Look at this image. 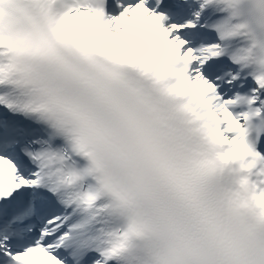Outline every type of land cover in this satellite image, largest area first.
I'll return each instance as SVG.
<instances>
[{"label": "snow or ice", "instance_id": "1", "mask_svg": "<svg viewBox=\"0 0 264 264\" xmlns=\"http://www.w3.org/2000/svg\"><path fill=\"white\" fill-rule=\"evenodd\" d=\"M162 2L0 0V264H116L81 157L129 96L157 110V97L182 102L198 120L206 108L225 158L264 164V130L247 138L238 92L218 91L238 78L206 71L218 43L189 46L180 33L196 24L165 26ZM251 90L264 121V89Z\"/></svg>", "mask_w": 264, "mask_h": 264}, {"label": "clouds", "instance_id": "2", "mask_svg": "<svg viewBox=\"0 0 264 264\" xmlns=\"http://www.w3.org/2000/svg\"><path fill=\"white\" fill-rule=\"evenodd\" d=\"M207 6L221 14L210 27L237 68L231 79L245 73L264 89V0ZM257 98L251 89L233 96L249 139L264 130ZM157 101L159 110L127 97L109 135L81 157L108 210L116 264H264V164L225 158L230 145L208 135L206 108L198 120L182 102Z\"/></svg>", "mask_w": 264, "mask_h": 264}]
</instances>
